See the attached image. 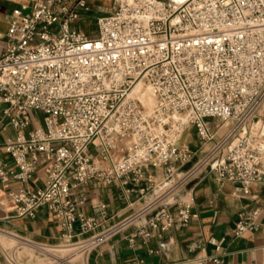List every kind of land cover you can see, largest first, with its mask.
Wrapping results in <instances>:
<instances>
[{
  "label": "built area",
  "instance_id": "1",
  "mask_svg": "<svg viewBox=\"0 0 264 264\" xmlns=\"http://www.w3.org/2000/svg\"><path fill=\"white\" fill-rule=\"evenodd\" d=\"M88 10L86 0H34L0 32V104L16 130L0 143V181L19 184L10 193L17 215L47 207L61 243L89 255L143 218L136 235L144 240L189 225L197 214L181 190L208 172L251 201L234 234L258 230L264 195L252 188L264 182V0H114L95 35L73 26ZM140 81L155 98L151 109L132 94ZM191 129L201 149L183 142ZM95 179L121 182L143 206L99 229L80 208L86 197L74 196Z\"/></svg>",
  "mask_w": 264,
  "mask_h": 264
},
{
  "label": "crops",
  "instance_id": "2",
  "mask_svg": "<svg viewBox=\"0 0 264 264\" xmlns=\"http://www.w3.org/2000/svg\"><path fill=\"white\" fill-rule=\"evenodd\" d=\"M33 1L0 0V32L6 33L10 20L19 15L21 6L31 4ZM86 1L89 10L83 11L82 16H93L96 13L100 16L109 11L104 10L108 3L112 1L114 3V0ZM171 3L179 2L171 0ZM79 28L83 29L81 26ZM0 42L1 54L5 43ZM3 107L4 104L1 103L0 143L16 135L15 128L3 114ZM193 133L194 129L185 133L183 141L194 149H201V142L198 137H193ZM1 158L11 163L10 156L3 151ZM152 172L158 181L163 179L162 170L153 169ZM44 179L45 172L41 166L31 183L40 186ZM18 186L14 180L8 185L0 181V264H13L3 250L9 247L13 252L19 249L22 253L41 251L45 255L44 258L51 257L49 256L51 254L52 264L62 246L58 245L61 243L60 228L45 206L38 207L34 216L17 215L16 204L10 193ZM252 191L263 196L264 182L255 185ZM234 192L235 186L232 183L221 185L211 173L205 172L181 190V195L192 201L194 212L197 214L189 225L180 229L156 231L149 239L144 240L136 235V230L147 221L143 218L95 248L83 263L199 264V260L207 258L203 264H264V215L261 217V227L258 230L236 236L233 229L238 220V213L251 201L238 197ZM74 196L86 197L80 208L87 216L101 221L99 229L115 224L144 204L137 199L138 194L127 195L119 181L104 184L97 179L91 180L76 189ZM101 203L106 205L105 213L100 206ZM209 257H219L222 262L215 263ZM13 260L17 264H23L15 254Z\"/></svg>",
  "mask_w": 264,
  "mask_h": 264
},
{
  "label": "rangeland",
  "instance_id": "3",
  "mask_svg": "<svg viewBox=\"0 0 264 264\" xmlns=\"http://www.w3.org/2000/svg\"><path fill=\"white\" fill-rule=\"evenodd\" d=\"M164 1H166L167 3H171V0H164ZM113 6H114V3L112 1V2L108 3V5L105 6L106 8H104V10H106V11L110 10V8ZM97 18H98L97 13L93 14V16H82V14H81L79 16V18L74 21L73 26L77 27V28H79L81 26L83 28V30L87 31L88 34L95 35L97 33ZM261 113H262V115H260L259 119H257V120H259V122L262 120V117L264 116V108L261 111ZM36 117L38 119H40L41 122H43L44 116L42 113H37ZM193 137H198L196 132L193 133ZM183 139H184V137H183ZM211 145H212L211 142L207 143L204 146V151H206V149H208ZM199 155L202 156L203 153H201ZM62 244H64V243H61L58 245H62ZM3 250L5 251V253L7 254V256L9 257V259L11 260V262L13 264H17L13 260V254H15L16 257L19 259L20 263H23V264H50V262L53 260V259H51L53 257V255H51V254L49 255V256H51V257H49L50 259L48 257L44 258L45 255L42 254L41 251H36L34 253H22V252H20L21 249H19V250H17V252L14 251L15 252L14 253L12 250H10V247L4 248ZM57 253L63 258L72 259L74 257V255L72 256L73 251L72 252L60 251ZM74 264H84V263L81 260H76V261H74Z\"/></svg>",
  "mask_w": 264,
  "mask_h": 264
},
{
  "label": "bare ground",
  "instance_id": "4",
  "mask_svg": "<svg viewBox=\"0 0 264 264\" xmlns=\"http://www.w3.org/2000/svg\"><path fill=\"white\" fill-rule=\"evenodd\" d=\"M175 1L179 2L175 4V5H178L185 0H175ZM132 94L140 97L143 103L145 104V106L149 109H151L155 104V98L152 94L151 88L145 83H143L142 81H140L134 87ZM58 251L59 252L60 251L72 252L73 251L72 256L74 255V257L72 259H69V258H63L60 255H57L55 258V261L52 264H74V261L81 260L82 262H84V260L88 257V253L76 250V247L73 245L63 244L61 248H59Z\"/></svg>",
  "mask_w": 264,
  "mask_h": 264
},
{
  "label": "water",
  "instance_id": "5",
  "mask_svg": "<svg viewBox=\"0 0 264 264\" xmlns=\"http://www.w3.org/2000/svg\"><path fill=\"white\" fill-rule=\"evenodd\" d=\"M188 166H189V165H188ZM188 166H187V167H188ZM187 167H186V168H187Z\"/></svg>",
  "mask_w": 264,
  "mask_h": 264
}]
</instances>
